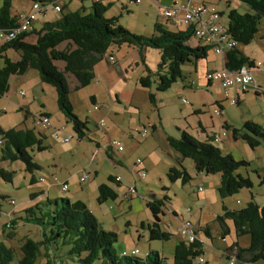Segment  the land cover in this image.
Wrapping results in <instances>:
<instances>
[{
	"label": "rangeland",
	"instance_id": "1",
	"mask_svg": "<svg viewBox=\"0 0 264 264\" xmlns=\"http://www.w3.org/2000/svg\"><path fill=\"white\" fill-rule=\"evenodd\" d=\"M108 4L107 0H101ZM195 1V0H193ZM198 1V0H197ZM201 1V0H199ZM205 4H212L223 12L222 25L227 26V11L235 8L239 12H245L247 6L237 0H204ZM231 2L227 4V2ZM12 13H22L27 11L32 4V0H12ZM92 0H60V5H65L69 10L79 7H89ZM2 0H0V4ZM166 0H114L109 4L104 15L106 17H117V23L128 30L144 36L155 33V23L162 24L163 27L177 30L168 19L158 14L159 6L165 5ZM59 15V13H56ZM53 15L44 16L38 14L32 25L40 26L42 21H47ZM260 28H264L260 25ZM259 32V31H258ZM264 32V31H263ZM258 33L254 39L246 45L244 50L250 55L264 62V41ZM194 43V40H192ZM59 49L66 47L62 42L57 45ZM134 47L123 44L121 46L112 45L107 52L114 55L115 61L109 62L105 57L98 60L93 67L94 78L83 87H75L76 79L67 74L69 84V99L73 112L81 120H86V136L78 138L71 129V124L66 122V117L58 109L54 88L40 81L38 73L34 69H28L22 75L10 76L8 89L0 97V126L8 128H34L37 132H42L43 145L47 148L41 151L28 150L32 155V160L40 167L26 171L21 161H3L0 159V167L11 171V182L0 178V226L5 229V234L11 232L12 236L6 238L0 230V241L6 240L7 244L13 248L17 256L21 255L20 244L26 237L40 240L41 231L49 234V225H38L33 222L35 218L47 220L58 197H66L70 200L82 199L97 218L100 226L116 233V240L112 244L115 254L120 255L122 251H129L138 248L141 257L151 249H159V253L165 258L167 264L171 263L172 250L175 241L179 236L176 233L179 224V217L184 214L186 208H190L189 219L194 225L198 223L203 227L207 225L209 235L200 228L203 242V250L208 264H229V261L221 254L225 242L233 244L237 239L241 243L248 238L247 235L235 237L233 225L229 222L231 232L225 231L226 241L221 240L224 226L216 219L222 214V207L229 209H239L249 201L261 203L264 201V183L259 184L260 177L264 176V144L261 143L251 149L242 139L227 138L215 128L221 125L219 116L213 113V99L223 96L214 85L206 82L207 70L220 67L219 56L213 53L211 48L207 51L206 58L193 62H184L181 65L182 77H178L170 86L163 91H156L155 85L157 76V64L160 54L155 48L146 47L143 54L144 61L137 60L133 55ZM7 56L11 60H17L19 53L8 50ZM196 63V65H194ZM59 68L61 63L57 62ZM148 74L151 83L149 87H142L138 83V78ZM23 90L24 95L19 91ZM120 93V102L110 110L113 103V96L108 94ZM152 93L154 100L150 101L148 95ZM94 94L96 101H92L90 96ZM244 99L237 105L230 104L224 100V116L232 123L240 127L245 117L264 119V95L244 93ZM181 99L187 102L182 103ZM191 103L199 107V112L191 110ZM95 107V108H94ZM42 113H48L50 126L43 127L38 118ZM100 119L104 120V126H99ZM153 123L156 128L153 127ZM62 124L65 133L61 135H71L69 142H64L56 137L53 125L56 127ZM185 125L189 134L200 141L208 140L212 145L220 148L224 153H230L235 159H244L248 165L235 170L244 177H249L252 182L250 188H240L226 196L218 193L220 177L219 174H205L195 172L192 161L184 158L183 166L190 171L191 179L182 184L180 180L170 182L166 176L171 165H177L180 158L178 154L166 143L167 135L178 137L177 128ZM202 127L204 130H202ZM145 131V137L140 133ZM220 134V140L214 141L212 136ZM89 137V140L88 138ZM223 138L229 139L225 146L222 145ZM117 139L123 146L122 151L113 148V157L108 158L104 153L108 142ZM80 142L79 145H76ZM98 143V148L95 147ZM97 150V154L92 158V153ZM137 157L144 159L145 176L138 178L133 172V161ZM121 160V164L114 167V159ZM56 173L63 174L69 178V189L66 192L51 189L47 198L51 202L47 203L44 193L45 186L41 181L32 182L31 177H47V171L53 169ZM97 169V174L93 170ZM85 170L90 175V180L80 182L79 177ZM108 174H115L122 177L121 187L113 184L116 188L115 199H108L98 203L96 185L98 183L111 184ZM59 177V176H58ZM61 177H59L60 179ZM135 186V192L128 195L125 186ZM200 187V190H199ZM30 193H35L31 197ZM167 196L165 214L161 216V226L169 223L168 231L172 233L169 240H149L148 231L141 227L140 223L150 222L151 213L146 207V201L151 198H162ZM33 203L30 206L32 211L26 215L29 221L24 220V201ZM10 200L15 205L10 204ZM36 203V204H34ZM37 205V206H36ZM262 205V204H261ZM202 207V208H200ZM20 208L19 216L13 214L12 210ZM171 209L175 210L177 216L171 214ZM202 210V217L201 212ZM181 215V216H180ZM13 219V222L11 220ZM32 219V222L31 220ZM203 219V220H202ZM199 220V221H198ZM12 223L9 225L8 223ZM167 226V225H166ZM10 228V229H9ZM9 231V232H8ZM177 237V238H176ZM46 249H45V247ZM162 249V250H161ZM40 253L37 254L33 264H79L76 260L64 257V248L49 247L41 244ZM48 255H45L44 253ZM90 264H106L102 259H96ZM255 264H264V259H259Z\"/></svg>",
	"mask_w": 264,
	"mask_h": 264
},
{
	"label": "trees",
	"instance_id": "2",
	"mask_svg": "<svg viewBox=\"0 0 264 264\" xmlns=\"http://www.w3.org/2000/svg\"><path fill=\"white\" fill-rule=\"evenodd\" d=\"M11 1L2 0L0 4V28L15 27L17 24L16 16L11 14ZM239 1L247 6V10L239 12L235 8H230L227 11L226 30L236 44H248L260 30V25L264 28V0ZM108 6L109 3L104 4L101 0H92L88 9L79 7L72 11L65 10V6L60 5V11L57 12L59 15L55 19L43 21L39 28L31 26L28 32H23L13 40L0 45V97L8 89L10 76L22 75L28 69L36 70L40 81L54 88L58 109L66 117V122L71 124L75 135L81 139L86 136L87 122L73 112L68 95L70 88L67 74L76 79L75 87H83L94 78V64L104 57V53L112 45L127 44L137 48L142 61L143 48L150 47L157 49L160 54L155 72L157 76L155 90L163 91L178 77H182L180 67L184 62L206 58L209 47L189 44L190 29L172 30L156 22L155 33L144 36L118 24L116 16L106 17L104 13ZM62 42L66 47L59 49L57 45ZM8 50L18 52L19 58L11 60L7 56ZM57 62L61 63V68ZM223 62L226 68L232 70L244 64L248 66L252 64L237 46L226 50ZM138 83L142 87H149L150 76L148 74L140 76ZM148 97L150 101L154 100L152 93H149ZM43 115L48 116V113H42L41 116ZM43 137L44 134L36 132L34 128L4 129L0 126V159L9 162L21 161L26 171L39 168L28 150L46 149L47 146L42 143ZM231 137L234 140L239 138L244 140L251 149L257 147L261 141L264 144L263 128L251 120L244 121L241 128H232ZM87 138L89 140V137ZM166 141L180 158L177 165H171L167 170L166 176L170 182L180 180L184 184L191 179L190 171L181 163V159L189 158L195 172L219 174L217 190L222 197L240 188L252 186L249 177L235 173L237 168L247 166L248 161L235 159L230 153L222 152L208 140L200 141L181 130L178 137L168 135ZM106 156L111 158L107 152ZM11 174V171L0 167V178L4 181L11 182ZM33 177L34 175L31 177L32 182ZM108 180L114 181V177L109 175ZM97 191L98 203L115 199L117 196L115 189L107 183L99 184ZM0 197L5 198L6 195ZM167 200L168 197L163 196L151 198L145 203L152 220L147 223L141 222L140 226L147 229L149 240L165 241L172 236L167 229L169 223H163L164 227L161 226V216L165 214ZM46 201L51 202L50 199ZM32 209L31 207L25 209L24 220L29 221L26 215ZM222 210V214L216 216L224 226L222 236H225V231L228 232L224 219H230L235 237L247 235L249 240L247 246L240 247L236 239L231 247L232 253L227 252L226 259L229 260L233 255L235 264H253L259 259H264V205L249 201L239 209L223 206ZM30 220L32 222V219ZM11 222L8 224L11 225ZM33 222L38 225L48 224L49 234L41 231L40 240L26 237L20 244V256H17L6 240L0 241V264H33L40 253L41 244L64 248V257L74 259L79 264H90L96 259H102L106 264H167L157 250H149L145 257L115 254L112 244L116 240V233L103 229L87 204L80 199L59 197V201L55 200L54 208L47 215L46 221L35 218ZM203 231L210 236L207 225ZM2 234L6 238L12 236L10 232L5 234V229L2 230ZM44 254L48 255V252ZM199 255L204 256L203 242L200 238L193 242L179 239L173 247L170 264H195Z\"/></svg>",
	"mask_w": 264,
	"mask_h": 264
},
{
	"label": "built area",
	"instance_id": "3",
	"mask_svg": "<svg viewBox=\"0 0 264 264\" xmlns=\"http://www.w3.org/2000/svg\"><path fill=\"white\" fill-rule=\"evenodd\" d=\"M56 1L57 0H46L43 2L32 1L31 7L27 11L18 15L15 27L0 28V45L13 40L23 32H28L31 29L33 20L38 14H45V11L48 9H51L54 12H59L60 5L57 4ZM135 1L137 2L138 0ZM158 14L161 17L168 19L172 24H179V22L183 23L187 26V29L191 30V36L197 38L199 45L207 46L223 57L226 50L236 46V42L231 39L227 33L226 27L219 22L221 15L219 10L212 4H205L203 1L196 2L193 0H186L185 2L176 1L168 6H159ZM104 57H106L111 63L115 61L114 55L110 52H105ZM206 78L208 81L218 82L224 99H229L231 104L237 103V99L233 96V92H245L251 87H256L252 70L246 64L233 70L228 69L225 66L218 70H210L206 73ZM19 93L20 95H24L23 90H20ZM181 101L183 103L187 102L185 99H181ZM213 113L220 117L222 110L219 107H214ZM38 121L43 127L50 126V121L47 115L40 116ZM98 125L104 126V120L100 119ZM55 132L56 137H58L60 134L65 133V130L63 126H61L57 128ZM225 134L224 131H221L222 136H225ZM140 136L145 137V131H142ZM70 138L71 135L64 136L62 141L67 142ZM212 139L214 141H219L220 134L214 133ZM107 148H115L117 151L123 150L121 142L117 139H111L107 144ZM96 154L97 150L95 149L92 153V158L95 157ZM142 164L143 161L140 157H137L133 163L132 169L138 178H143L145 176V169ZM89 179V175L85 172L79 177L80 182H87ZM52 180L57 182V179L54 177ZM121 180V176H114V182L120 183ZM126 188L128 195L134 194L135 187L133 185L129 184ZM67 190V183H60V191L66 192ZM10 204L15 205V202L10 200ZM190 211V208H186L185 212L188 217H182L179 219L176 233L180 239L193 242L198 240L199 236L197 234L196 226L189 219ZM230 253H232V251ZM146 255L147 253H145L143 257ZM120 256H141V254L139 249L135 247L129 251H122ZM228 261L229 264H235L234 256L232 255ZM195 264H206L204 256L199 255L196 258Z\"/></svg>",
	"mask_w": 264,
	"mask_h": 264
},
{
	"label": "crops",
	"instance_id": "4",
	"mask_svg": "<svg viewBox=\"0 0 264 264\" xmlns=\"http://www.w3.org/2000/svg\"><path fill=\"white\" fill-rule=\"evenodd\" d=\"M33 1V0H32ZM176 1H178V2H185L186 0H166V3H164L165 5H167V4H171V3H173V2H176ZM196 2H199V0L197 1V0H195ZM201 1H203L204 3H205V1L204 0H201ZM237 1H239V0H237ZM57 2V4H59L60 5V0H57L56 1ZM114 2V0H107V3H109V4H112ZM227 2V4H230L231 2H228V1H226ZM240 2V1H239ZM211 4V3H210ZM63 6H65V5H63ZM84 8H86V9H88L89 7H85V6H83ZM78 9V8H77ZM65 10H68L69 11V9H67L66 8V6H65ZM76 10V9H75ZM219 10V12H220V14H222V10L221 9H218ZM70 11H72V10H70ZM57 12H54L53 10H51V9H48V10H46L45 11V14H44V16H48V15H53L52 17H50V19L49 18H47L48 20H53V19H55L58 15L56 14ZM11 14L12 15H15L16 16V19L18 18L17 16L20 14V13H16V14H14V13H12V8H11ZM222 17H221V15H220V18H219V22L222 24ZM43 22V21H42ZM41 22V23H42ZM41 25V24H40ZM174 26H177V30H186L187 29V26H185L183 23H181V22H179V24H173ZM32 27L33 28H39V26H37V27H35V26H33L32 25ZM264 30L262 29V28H260V30H259V32H258V35L260 36V38H262L263 40L262 41H264V32H263ZM192 40H194V43L192 42ZM198 40H197V38H195V37H193V36H190V38H189V44L191 45V46H195V45H198ZM236 46L238 47V49L242 52V54L245 56V57H247V58H249L250 60H251V62H252V64H250V66H249V68L252 70V74H253V77H254V80H255V85H256V87H251V88H249L247 91H245L246 93H253V94H255V95H258V94H262V95H264V62H262L261 60H259V59H257V57H254V56H250L245 50H244V46H246V45H238V44H236ZM143 54L146 52V48H143ZM263 51H264V47H263ZM213 53L215 54V55H217V56H219V58H220V67L219 68H215V67H212V68H210V69H208L207 71H210V70H218V69H221V68H223V66H224V62H223V56H221L220 54H218V53H216L214 50H213ZM133 55H134V57L138 60H140V61H142L141 59H140V54H139V52H138V49L137 48H135L134 47V51H133ZM259 63V64H258ZM194 65H196V63L194 64ZM207 73V72H206ZM206 82H207V84L208 85H214V84H216L215 86L217 87V90H219V91H221V89H220V86H219V84H218V82H216V81H208L207 80V78H206ZM222 92V91H221ZM245 92H239V93H236V92H233V96L237 99V103L235 104V105H237L240 101H242V99H244V96H245ZM108 94H109V91H108ZM110 96H113L114 95V97H113V103H112V107L110 108V110H113L115 107H116V103H118V102H120V93H111V94H109ZM90 98L92 99V101H96L97 99H96V96L94 95V94H92L91 96H90ZM224 100H228L229 101V99H224V97L221 95V96H219L218 98H215V99H213V103L215 104V105H217V107H219V108H221V110H222V114H221V116L219 117V120H220V126H219V123L217 124L218 125V127L217 128H215L216 129V131L218 130V132H221V131H224L226 134H225V136L224 137H226L227 138V136H228V138L230 137V138H232L231 137V129L232 128H240V127H237V126H235L233 123H232V121H230L227 117H225L224 116ZM183 103V102H182ZM231 104V103H230ZM191 110L193 111V112H199L200 111V109H199V107H197V106H195V105H193V103H191ZM264 118V117H263ZM246 120H251V121H253V122H255V123H257L258 125H260L262 128H263V130H264V119L262 120V119H255V118H253L252 116L251 117H245V118H243L242 119V122H244V121H246ZM54 127H52V129H53V131H55L57 128H59V127H61V126H63L62 124H59L57 127H56V125H53ZM153 127H155L156 128V126H155V124L153 123ZM63 128H64V130H65V127L63 126ZM177 130L178 131H181V130H184V131H186V132H188L187 131V129H186V127H185V125H180L178 128H177ZM202 130H204L203 129V127H202ZM63 134V133H62ZM65 135H59L57 138H60L61 140L63 139V137H64ZM168 136V135H167ZM166 136V137H167ZM166 137H165V141H166ZM229 139H225V138H223V141H222V145L223 146H225L226 144H227V142L226 141H228ZM70 141V139L67 141V142H69ZM166 143H167V141H166ZM80 144V142H77V144L76 145H79ZM95 147L96 148H98V143H95ZM113 148H107V146H106V148H105V152L104 153H108L109 155H110V157H112V158H114L113 157V150H112ZM124 149V148H123ZM143 161V164H142V166H143V168L145 169L146 168V166H145V164H144V159L142 160ZM181 162L182 163H184V159H181ZM122 162H121V160L120 159H118V158H115L114 159V167H116V164H121ZM133 163H134V161H133ZM57 165L56 164H53V169H51V170H49V171H47V177H44V176H39V177H36V176H34L33 178H32V180L34 181V182H37L38 180L39 181H41L42 182V184L45 186V188H44V193H45V195H46V198H47V196L49 195V192H50V190L51 189H53V190H60V183H62V182H66L67 183V186H68V189H69V178L68 177H65L63 174H58V173H56V171L54 170V168L56 167ZM83 172H85V173H87L88 174V172H86L85 170H82V173ZM93 172H94V174H97V172H98V170L97 169H94L93 170ZM81 173V174H82ZM201 173V172H200ZM81 174H80V176H81ZM89 175V174H88ZM109 175H111V176H115V174H108V176ZM61 177L60 179H59V177ZM56 178L57 179V182H54L53 180H52V178ZM89 178H90V175H89ZM261 178H263V180H261ZM40 179H42V180H40ZM90 180V179H89ZM102 183H104V182H102ZM260 183H264V176H262V177H260V179H259V184ZM99 184H101V183H98L97 185H96V188L98 187V185ZM113 184H117V183H115L114 181H111V184H110V186L111 187H113L114 189H115V191H117L116 190V188L114 187V185ZM118 186V188H120L121 187V184H117ZM134 186V185H133ZM135 187V186H134ZM125 189L127 190V188H126V186H125ZM136 189V188H135ZM68 191V190H67ZM117 193V192H116ZM30 194H32V193H30ZM31 196H33V197H35L36 195H35V193H33V195H31ZM59 198V197H58ZM47 199H49V198H47ZM32 199H30L28 202L27 201H24V207H25V209H27V208H29L30 206H32V204L33 203H31L30 201H31ZM80 200H82V199H80ZM34 204H36V203H34ZM259 204V203H258ZM260 204H262V205H264V201L263 202H261ZM0 206H1V204H0ZM200 208H202V207H200ZM200 210V212H201V217H202V210L201 209H199ZM20 208H15V210H12V212H13V214H17L16 216H19V214H20ZM175 213V214H174ZM171 214L173 215V216H177V213L175 212V210H173V209H171ZM184 214L186 215V216H184V217H188L187 216V214H186V212H184ZM181 216V215H180ZM183 217V216H182ZM182 217H179V218H182ZM203 220V219H202ZM12 221H13V219H12ZM199 221V220H198ZM227 223V230H228V233H230L231 232V227L229 226L230 224H229V222H226ZM202 224H205V223H198V225H195L196 226V229H197V234H198V236H199V238L201 239V234L199 233L200 232V228H204L203 226H202ZM10 229V228H9ZM0 230H1V232H2V230H4V228H3V226H0ZM9 232V231H8ZM11 233V232H10ZM177 238V237H176ZM180 239V238H179ZM202 240V239H201ZM221 240L223 241V242H225L226 241V237L224 236H221ZM178 241V239L175 241V243ZM238 241V245L240 246V247H245V246H247V244H248V242H249V240H248V238H246L242 243H241V241H239V240H237ZM175 243H174V245H175ZM173 245V246H174ZM231 247H232V245L231 244H229L228 242H225V244H224V247L222 248V250H221V254L226 258V253L227 252H231L232 251V249H231ZM151 250H159V249H151ZM162 250V249H161ZM159 252V251H158ZM203 254H204V258H205V261H206V264H208V259H206V257H205V253H204V250H203ZM258 261H256L255 263H257ZM255 263H253V264H255Z\"/></svg>",
	"mask_w": 264,
	"mask_h": 264
}]
</instances>
